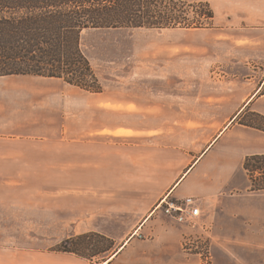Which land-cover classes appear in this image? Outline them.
<instances>
[{
  "label": "crops",
  "instance_id": "obj_1",
  "mask_svg": "<svg viewBox=\"0 0 264 264\" xmlns=\"http://www.w3.org/2000/svg\"><path fill=\"white\" fill-rule=\"evenodd\" d=\"M208 1L218 6L225 26L264 21V0ZM83 97L79 87L59 77L0 75V232L18 224V216L9 213L30 214V181L61 179L45 172V166L86 165L75 173L74 220L62 215L63 189L42 185L35 193L59 198L54 208L48 205L58 214L50 223L75 230L63 236L98 232L114 247L88 258L19 245L18 238L9 237L0 240V264H264V190L246 193L245 187L221 193L227 185L228 159L222 144L210 146L225 128L176 180L163 189L146 190L167 163L163 151L145 148L132 156L120 143L132 134L125 127L84 125ZM253 135L255 139L242 143L252 144V153H264V132ZM62 175L65 180V171ZM166 193L198 196L200 225L179 223L153 211ZM49 208L41 209L47 214ZM22 218L21 225L30 228V215ZM43 223L47 226L49 221ZM185 236L193 240L189 247L183 245Z\"/></svg>",
  "mask_w": 264,
  "mask_h": 264
},
{
  "label": "rangeland",
  "instance_id": "obj_2",
  "mask_svg": "<svg viewBox=\"0 0 264 264\" xmlns=\"http://www.w3.org/2000/svg\"><path fill=\"white\" fill-rule=\"evenodd\" d=\"M203 1L209 3L214 13L211 22L203 27H102L81 32L80 48L102 86L100 92L79 87L86 111L84 125L125 127L132 134L120 143L122 148L132 151V156L145 148H160L167 163L158 178L144 188L151 191L163 189L176 180L225 128L210 146L213 149L222 144V153L228 159L227 185L221 193L245 187L244 192L250 193L242 163L256 148L242 141L255 139L253 132L258 134L261 130L241 124L240 118L250 120L251 111L264 114V21L225 26L219 20L218 6ZM85 96L98 97L89 100ZM85 168L86 165L75 164L60 168L45 166V172L61 179L30 181V214L9 213L10 217L18 216V224L15 228H4L0 240L16 237L19 245L55 250L65 239L89 235L68 246L88 258L93 254L92 244L111 245L110 250L113 249V241L98 232L63 236L75 230L69 226L52 227L50 221L57 220L58 214H53L48 205L54 208L52 205L59 198L53 193L49 197L35 193L34 188L42 185L63 189L60 200L66 207L62 215L74 220L75 173ZM30 169L33 168L30 166ZM45 206L49 208L47 214L41 209ZM28 215L30 228L19 221ZM43 220L49 221L45 223L47 226ZM98 234L109 241L100 240Z\"/></svg>",
  "mask_w": 264,
  "mask_h": 264
},
{
  "label": "trees",
  "instance_id": "obj_3",
  "mask_svg": "<svg viewBox=\"0 0 264 264\" xmlns=\"http://www.w3.org/2000/svg\"><path fill=\"white\" fill-rule=\"evenodd\" d=\"M213 16L203 0H0V75L59 77L100 92L101 83L79 45L84 29L203 27ZM250 116V120L240 118V123L264 131V114L251 111ZM242 167L249 179L248 190L263 191L264 153L246 155ZM88 236L65 239L55 250L80 255L68 245ZM92 245L90 256L111 248Z\"/></svg>",
  "mask_w": 264,
  "mask_h": 264
},
{
  "label": "built area",
  "instance_id": "obj_4",
  "mask_svg": "<svg viewBox=\"0 0 264 264\" xmlns=\"http://www.w3.org/2000/svg\"><path fill=\"white\" fill-rule=\"evenodd\" d=\"M198 196L175 197L164 194L154 205L153 211L171 218L179 223H188L194 227L199 226L197 220L201 214ZM193 243L190 236H185L183 245L189 247ZM208 261V258H206Z\"/></svg>",
  "mask_w": 264,
  "mask_h": 264
}]
</instances>
